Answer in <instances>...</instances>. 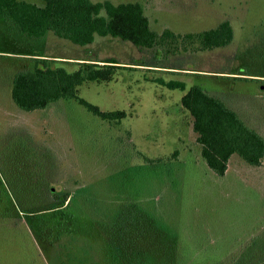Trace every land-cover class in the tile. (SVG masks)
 Here are the masks:
<instances>
[{
  "label": "rangeland",
  "instance_id": "374dc122",
  "mask_svg": "<svg viewBox=\"0 0 264 264\" xmlns=\"http://www.w3.org/2000/svg\"><path fill=\"white\" fill-rule=\"evenodd\" d=\"M109 1L139 3L157 34L228 20L232 41L202 51L191 39L139 48L95 36L77 46L47 33L11 44L0 19V264H264V159L233 155L215 175L180 104L199 85L264 137V0ZM33 54L68 71L116 61L110 80L86 81L77 95L126 116L103 121L74 100L20 110L11 78ZM51 189L67 197L62 214L48 209Z\"/></svg>",
  "mask_w": 264,
  "mask_h": 264
},
{
  "label": "trees",
  "instance_id": "16d2710c",
  "mask_svg": "<svg viewBox=\"0 0 264 264\" xmlns=\"http://www.w3.org/2000/svg\"><path fill=\"white\" fill-rule=\"evenodd\" d=\"M39 1L41 4L0 0V19L6 26L8 34L5 35L11 44L14 34L29 40H39L51 33L77 46L91 44L95 36L126 41L139 48H152L161 43L175 47L174 43L179 38L191 39L196 40L200 50L205 51L226 46L233 37L228 20L197 33L180 35L164 30L157 34L150 28L148 18L137 2ZM26 52L30 51L11 52L7 56L30 54ZM33 55V64H24L11 78L10 97L20 110H44L59 100H74L103 121H120L126 116L123 110L103 111L77 95L79 86L86 81L110 80L113 67H118L110 64L116 61H105L108 64L104 68L94 63L79 62L77 69L68 71L63 66H52L57 60L41 58V54L40 58ZM151 81L167 89L186 90L183 81H164L160 78ZM180 104L192 117V130L200 146V155L215 175L225 174L233 155H238L248 165H261L264 159V137L249 127L220 97L210 94L199 85H192L181 96ZM50 194L53 198L48 201V209L62 214L60 208L64 206L66 195L53 189ZM124 238L128 242L131 240L126 234Z\"/></svg>",
  "mask_w": 264,
  "mask_h": 264
},
{
  "label": "crops",
  "instance_id": "0c3cea01",
  "mask_svg": "<svg viewBox=\"0 0 264 264\" xmlns=\"http://www.w3.org/2000/svg\"><path fill=\"white\" fill-rule=\"evenodd\" d=\"M4 54H6V55H7V54H9V53H4Z\"/></svg>",
  "mask_w": 264,
  "mask_h": 264
}]
</instances>
